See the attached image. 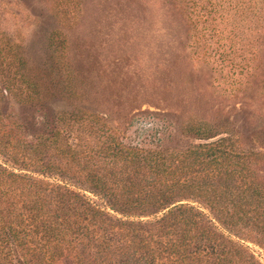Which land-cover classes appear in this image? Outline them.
<instances>
[{
  "label": "rangeland",
  "instance_id": "1",
  "mask_svg": "<svg viewBox=\"0 0 264 264\" xmlns=\"http://www.w3.org/2000/svg\"><path fill=\"white\" fill-rule=\"evenodd\" d=\"M211 1L0 0V88H13L2 112L27 125L28 140L57 131L59 146L77 148L108 132L166 150L206 141L181 130L206 122L207 141L230 136L248 154L264 195V8L258 16L249 0L255 15L244 19L227 5L237 16L222 25ZM57 150L38 155L57 161ZM257 231L263 243L261 203Z\"/></svg>",
  "mask_w": 264,
  "mask_h": 264
},
{
  "label": "trees",
  "instance_id": "2",
  "mask_svg": "<svg viewBox=\"0 0 264 264\" xmlns=\"http://www.w3.org/2000/svg\"><path fill=\"white\" fill-rule=\"evenodd\" d=\"M239 4L255 15L249 0H212V17L223 25ZM26 128L0 108V264H262L244 242L264 247L258 178L230 136L207 141L208 123L181 127L206 141L166 150L108 132L96 148L61 147L57 131L28 140ZM51 144L59 158L45 162Z\"/></svg>",
  "mask_w": 264,
  "mask_h": 264
},
{
  "label": "water",
  "instance_id": "3",
  "mask_svg": "<svg viewBox=\"0 0 264 264\" xmlns=\"http://www.w3.org/2000/svg\"><path fill=\"white\" fill-rule=\"evenodd\" d=\"M209 140V139H208Z\"/></svg>",
  "mask_w": 264,
  "mask_h": 264
}]
</instances>
